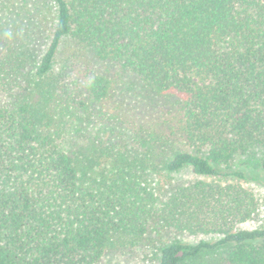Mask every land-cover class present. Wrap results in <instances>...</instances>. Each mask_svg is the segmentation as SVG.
Here are the masks:
<instances>
[{
  "label": "trees",
  "instance_id": "1",
  "mask_svg": "<svg viewBox=\"0 0 264 264\" xmlns=\"http://www.w3.org/2000/svg\"><path fill=\"white\" fill-rule=\"evenodd\" d=\"M24 3L13 20L26 12L48 43L40 54L12 45L7 31L19 25L0 19V264H99L142 244L152 264L216 254L264 264V226L242 227L258 216L257 199L240 184L264 176V157L259 172L234 167L237 156L264 151V0ZM65 38L176 95L184 149L144 164L130 158V141L75 146L74 129L113 86L95 74L82 95L63 90L53 70ZM184 169L209 180L164 190ZM173 233L210 239L168 241Z\"/></svg>",
  "mask_w": 264,
  "mask_h": 264
},
{
  "label": "rangeland",
  "instance_id": "2",
  "mask_svg": "<svg viewBox=\"0 0 264 264\" xmlns=\"http://www.w3.org/2000/svg\"><path fill=\"white\" fill-rule=\"evenodd\" d=\"M0 1L7 2L10 8L6 12H0V19H10L14 26L15 22L19 25L15 29H8L7 33L10 32L8 42L16 46L27 42L39 54L42 53L48 40L37 36L40 33L39 29L36 30L34 22H29L26 12L13 20L16 10L25 7V0ZM53 71L63 90L77 96L84 93L85 82L95 74H103L112 81L110 98L100 104L90 105L89 120L78 124L71 134L75 146L84 147L94 141L100 146L109 145L117 150L119 146L130 141L132 144L130 158L144 164L160 163L163 158L171 156L172 152L184 149L182 113L176 95L153 92L133 75L122 74L116 65L98 61L86 48L69 38L63 39L60 43ZM263 157L262 150L237 156L234 167L245 169L246 165L243 164H248L250 167L248 172H259L254 170V163ZM168 176L166 183H163V189L167 192L177 184H186L195 179L209 180L194 176L190 169ZM254 176L258 180L240 182L243 187L253 192L258 203V216L253 223L244 225L243 228L264 226V176L260 173H255ZM174 237L188 243L210 239L173 233L169 234L167 240L170 241ZM145 254H150V250L142 244L124 252L109 253L99 264H152L153 259L151 261L148 259L151 255L147 258ZM205 264L228 263L224 261L222 254H216Z\"/></svg>",
  "mask_w": 264,
  "mask_h": 264
}]
</instances>
